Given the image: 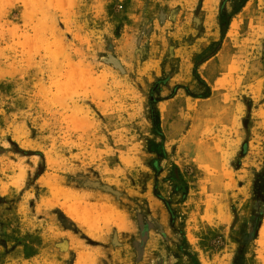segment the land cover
<instances>
[{"label":"rangeland","instance_id":"obj_1","mask_svg":"<svg viewBox=\"0 0 264 264\" xmlns=\"http://www.w3.org/2000/svg\"><path fill=\"white\" fill-rule=\"evenodd\" d=\"M261 172L264 0H0V264H264Z\"/></svg>","mask_w":264,"mask_h":264},{"label":"trees","instance_id":"obj_2","mask_svg":"<svg viewBox=\"0 0 264 264\" xmlns=\"http://www.w3.org/2000/svg\"><path fill=\"white\" fill-rule=\"evenodd\" d=\"M231 17H232V14L231 13H226L224 11V8L221 7V9H219V14H218V26H219V31H220V39L222 40V38L224 37L225 35V32L228 28V25L230 23V20H231ZM221 40L220 41H214V42H211L207 48L202 52V58L200 60H197L195 61L194 63V67H193V76L201 82V84L205 87L206 89V92L204 93L203 97H207L209 96L210 94V90H209V87L206 85V83L200 79L198 77V74H197V68L198 66L204 62L205 60H207L208 58H210L211 56H213L216 51L219 49L220 47V44H221ZM156 85H159L158 83ZM158 86H156L155 88H157ZM153 102H151L152 104ZM157 115H158V112L153 109V112H152V122H153V125L156 127L157 124H158V118H157ZM161 135V133H159ZM162 154L165 155V152L162 151ZM172 170H173V173L171 175V177H169V179L171 180H175L177 181L178 184H180L181 186V189L179 190L178 187L174 188V191L175 192H181L182 193V200L185 199V196H186V193H187V185H186V181L183 179V177L181 176V173L178 169V167L176 165H172ZM262 187H264V177H263V172L261 173H257L256 174V178H255V190L258 191V192H261L263 193V190H262ZM264 198V196H263ZM262 219V216L259 215L258 216V219L256 221V226L258 225L259 221ZM257 228V227H256Z\"/></svg>","mask_w":264,"mask_h":264},{"label":"bare ground","instance_id":"obj_3","mask_svg":"<svg viewBox=\"0 0 264 264\" xmlns=\"http://www.w3.org/2000/svg\"><path fill=\"white\" fill-rule=\"evenodd\" d=\"M207 4H209L210 2H212V0H206ZM208 76V75H207ZM259 235L262 237L264 236V218L262 220V224L260 226V230H259Z\"/></svg>","mask_w":264,"mask_h":264}]
</instances>
